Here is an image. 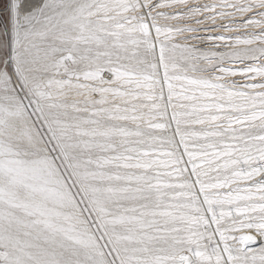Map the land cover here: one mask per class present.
<instances>
[{
    "label": "snow or ice",
    "instance_id": "1",
    "mask_svg": "<svg viewBox=\"0 0 264 264\" xmlns=\"http://www.w3.org/2000/svg\"><path fill=\"white\" fill-rule=\"evenodd\" d=\"M0 264H264V0H0Z\"/></svg>",
    "mask_w": 264,
    "mask_h": 264
},
{
    "label": "rangeland",
    "instance_id": "2",
    "mask_svg": "<svg viewBox=\"0 0 264 264\" xmlns=\"http://www.w3.org/2000/svg\"><path fill=\"white\" fill-rule=\"evenodd\" d=\"M5 2H6V0H5Z\"/></svg>",
    "mask_w": 264,
    "mask_h": 264
}]
</instances>
